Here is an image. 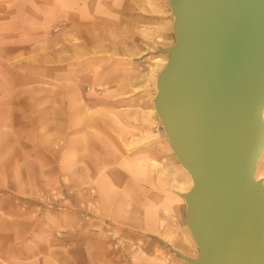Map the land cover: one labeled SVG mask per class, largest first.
Masks as SVG:
<instances>
[{"label":"crops","instance_id":"1","mask_svg":"<svg viewBox=\"0 0 264 264\" xmlns=\"http://www.w3.org/2000/svg\"><path fill=\"white\" fill-rule=\"evenodd\" d=\"M157 2L0 0V264H160L124 230L193 257L190 177L127 67L158 38Z\"/></svg>","mask_w":264,"mask_h":264},{"label":"water","instance_id":"2","mask_svg":"<svg viewBox=\"0 0 264 264\" xmlns=\"http://www.w3.org/2000/svg\"><path fill=\"white\" fill-rule=\"evenodd\" d=\"M153 108L189 173L190 264H264V0H169Z\"/></svg>","mask_w":264,"mask_h":264},{"label":"rangeland","instance_id":"3","mask_svg":"<svg viewBox=\"0 0 264 264\" xmlns=\"http://www.w3.org/2000/svg\"><path fill=\"white\" fill-rule=\"evenodd\" d=\"M161 6V25H160V33L158 38L154 40L155 44L153 47H144L143 53L137 57L128 58L129 66L128 70L133 69L132 64H137L140 69L146 72V84H150V90L154 97L156 93V86L155 81L157 74L163 68L166 59L169 56V53L165 51L166 48L170 47L174 43V35L171 30V25L173 21V17L171 15L170 7H169V0H158ZM157 64V65H156ZM159 66V67H158ZM162 66V67H161ZM260 177L264 180V151L259 157L257 163V169L255 170V177ZM63 198L62 193H56L53 197L50 198H39L38 205L47 208V209H54L60 206V201ZM22 200H25L21 198ZM46 200L55 202L53 207H47L43 202ZM189 232V231H188ZM122 240L116 242L117 239L113 238V241L118 244L126 243L129 247H137L141 248L145 252L148 253H156L159 257L160 264H190L189 262L185 261L180 253H173L172 250L167 246L165 242H163L158 237L154 236H147L143 235L137 231L133 230H124L121 234ZM192 239V238H191ZM192 249H193V258L198 256V249L192 240Z\"/></svg>","mask_w":264,"mask_h":264},{"label":"built area","instance_id":"4","mask_svg":"<svg viewBox=\"0 0 264 264\" xmlns=\"http://www.w3.org/2000/svg\"><path fill=\"white\" fill-rule=\"evenodd\" d=\"M47 207H53V205L55 204V202H52V201H49V200H46L45 202H43ZM114 239H117L116 242H118V237L117 236H114L113 237Z\"/></svg>","mask_w":264,"mask_h":264},{"label":"bare ground","instance_id":"5","mask_svg":"<svg viewBox=\"0 0 264 264\" xmlns=\"http://www.w3.org/2000/svg\"><path fill=\"white\" fill-rule=\"evenodd\" d=\"M156 65H157V64H156ZM158 67H159V66H158ZM161 67H162V66H161ZM263 120H264V113H263ZM263 151H264V150H263ZM256 169H257V167H256ZM187 173H188V172H187ZM188 175H189V173H188ZM255 178L258 179V178H260V177H257V176H256ZM191 183H192V181H191V179H190V184H191Z\"/></svg>","mask_w":264,"mask_h":264}]
</instances>
